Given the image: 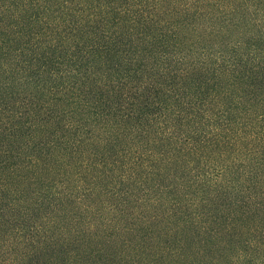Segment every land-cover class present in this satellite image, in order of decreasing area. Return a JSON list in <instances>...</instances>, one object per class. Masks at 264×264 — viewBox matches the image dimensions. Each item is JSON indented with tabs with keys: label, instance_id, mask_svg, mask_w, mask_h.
<instances>
[{
	"label": "trees",
	"instance_id": "trees-1",
	"mask_svg": "<svg viewBox=\"0 0 264 264\" xmlns=\"http://www.w3.org/2000/svg\"><path fill=\"white\" fill-rule=\"evenodd\" d=\"M0 264H264V0H0Z\"/></svg>",
	"mask_w": 264,
	"mask_h": 264
},
{
	"label": "rangeland",
	"instance_id": "rangeland-1",
	"mask_svg": "<svg viewBox=\"0 0 264 264\" xmlns=\"http://www.w3.org/2000/svg\"><path fill=\"white\" fill-rule=\"evenodd\" d=\"M25 173V172H24ZM30 174V173H29ZM28 176V175H27ZM11 182L13 183V184H18V182L16 181V177L15 176H13V177H11Z\"/></svg>",
	"mask_w": 264,
	"mask_h": 264
}]
</instances>
